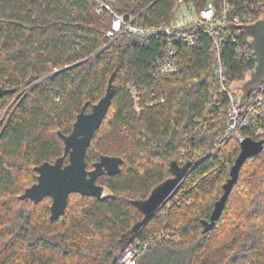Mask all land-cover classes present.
<instances>
[{
    "label": "trees",
    "instance_id": "16d2710c",
    "mask_svg": "<svg viewBox=\"0 0 264 264\" xmlns=\"http://www.w3.org/2000/svg\"><path fill=\"white\" fill-rule=\"evenodd\" d=\"M105 1L117 13L139 14L137 21L148 26L170 21L176 4ZM188 1L200 8L208 0ZM251 2L262 4L254 19L264 17V0H230L232 12L241 15ZM96 8L94 0H0V86L14 90L0 98V117L6 111L0 264H116L133 237L163 229L174 239L152 244L137 264H264V148L244 162L219 218L204 230L239 153V136L264 140V132L242 128L215 151L229 100L215 74L211 41L202 34L192 45L179 44L177 70L163 75L155 66L163 36L121 34L110 41L112 14ZM222 60L229 82L245 79L256 64L237 55L230 41ZM112 73L115 90L85 162L88 170L103 155L117 156L120 171L97 178L106 196L69 193L64 214L51 220L50 196L34 203L19 195L36 181L34 167L61 156L68 162L58 132H71L82 108L90 111L105 94ZM130 82L139 88L140 112ZM250 163L255 167L247 174ZM186 165L174 196L139 226V203Z\"/></svg>",
    "mask_w": 264,
    "mask_h": 264
},
{
    "label": "built area",
    "instance_id": "2783aa9c",
    "mask_svg": "<svg viewBox=\"0 0 264 264\" xmlns=\"http://www.w3.org/2000/svg\"><path fill=\"white\" fill-rule=\"evenodd\" d=\"M97 4L96 11L104 9L111 14V21L105 36L114 40L121 34L141 35L151 37L162 35V52L155 60L157 70L163 75L173 74L177 70V46L179 44L192 45L200 35L205 34L212 43V50L216 57L215 74L221 89L229 100L226 129L218 139L215 151L222 148L225 141L234 135H239V130L247 128L254 136H260L264 132V80L257 87L250 89L242 105L237 106L236 94L228 86L226 66L222 60V50L227 42L233 43L235 53L249 60L254 57V52L247 42L248 36L238 26H229L225 22L235 24L251 22L256 19L262 4L254 2L245 4L242 14L232 12L230 0H208L202 7H197L188 0H176L172 19L168 22H160L155 25H143L137 21L139 14H121L113 11L105 0H94ZM114 1V0H110ZM127 89L134 100L135 109L140 112L141 95L138 86L130 82ZM154 100L153 103H156ZM237 106V107H236ZM243 136H239V141ZM173 238L171 233L163 229L147 238L133 237L119 252L116 264H137L142 254L154 243ZM174 239V238H173Z\"/></svg>",
    "mask_w": 264,
    "mask_h": 264
},
{
    "label": "water",
    "instance_id": "95a60500",
    "mask_svg": "<svg viewBox=\"0 0 264 264\" xmlns=\"http://www.w3.org/2000/svg\"><path fill=\"white\" fill-rule=\"evenodd\" d=\"M225 24L243 29L248 36L246 40L255 56L256 64L247 73L246 78L233 81L228 86L236 94V105L239 106L244 103L250 89L257 87L264 80V17L260 16L254 21L244 22L243 24H235L231 21L225 22L222 26H225ZM113 78L114 73L109 78L105 94L92 105L91 111L85 112V107H83L81 112L77 114L69 134L58 132L64 143V153L68 154V162L64 164V157L61 156L53 163L43 162L36 166L34 169L38 173L37 182L26 188L20 195L21 199L27 198L35 203L45 196H50L52 199L50 218L52 220L64 214L69 193L75 192L100 199L103 197L105 187L96 182L97 178L104 172L107 175H114L120 171L122 159L117 156H101L99 161L94 163L92 170H87L85 162L86 149L90 144L93 133L101 124L111 103L115 90ZM13 92V89H4L0 86V98ZM239 146L240 150L230 167L229 177L222 185L223 192L214 203L209 221L204 222V230L215 224L233 185L238 180L242 165L248 158L259 154L263 150L264 140L246 136L239 141ZM188 165L181 170L176 169L174 177L158 185L145 201L139 203V207L144 212V218L139 226H143L156 210L174 196L187 173Z\"/></svg>",
    "mask_w": 264,
    "mask_h": 264
},
{
    "label": "rangeland",
    "instance_id": "374dc122",
    "mask_svg": "<svg viewBox=\"0 0 264 264\" xmlns=\"http://www.w3.org/2000/svg\"><path fill=\"white\" fill-rule=\"evenodd\" d=\"M106 92V91H105ZM18 97V95H16L11 101H10V104H12L15 100H16V98ZM10 106V105H9ZM91 109H92V107H91ZM91 111V110H90ZM90 111H85V112H90ZM6 112V111H5ZM5 112H3V114L1 115V117H0V121H1V119L4 117V115H5ZM234 140V139H233ZM64 154H67V153H64ZM67 156H68V154H67ZM103 156H107V155H103ZM99 161V160H98ZM253 167H255V165H254V163H250V164H248L247 166H246V172H247V174H249V173H251V171H252V168ZM35 168V167H34ZM93 168H94V165H93ZM92 168V169H93ZM92 169H88V170H92ZM34 171H35V169H34ZM36 172V171H35ZM37 173V172H36ZM104 174H106L105 172L102 174V175H104ZM37 175H38V173H37ZM102 175H100V176H102ZM99 176V177H100ZM37 182V178H36V181L35 182H33V183H31L29 186H27L26 188H28V187H30V186H32L33 184H35ZM105 187V186H104ZM25 188V189H26ZM25 189H24V191H25ZM23 191V192H24ZM22 192V193H23ZM108 194V190L105 188V190H104V193H103V196H106ZM212 195H213V192L211 193ZM21 195V194H20ZM20 195H19V199H21L20 198ZM212 195H210L209 197H211L212 198ZM214 196V195H213ZM43 199V198H42ZM41 199V200H42ZM21 200H23V199H21ZM39 202V201H38ZM35 203V202H34ZM37 203V202H36ZM51 203H52V201H51ZM51 206V205H50ZM235 206H237V202H236V205ZM51 214V213H50ZM50 217V216H49ZM51 219V218H50ZM52 220V219H51ZM119 254V253H118ZM118 254H117V257H118Z\"/></svg>",
    "mask_w": 264,
    "mask_h": 264
}]
</instances>
